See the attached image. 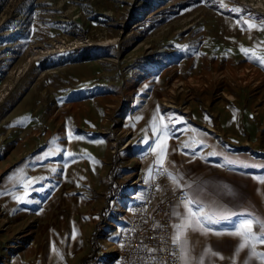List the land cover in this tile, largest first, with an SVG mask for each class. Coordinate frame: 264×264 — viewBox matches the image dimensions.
<instances>
[{
	"label": "rangeland",
	"instance_id": "rangeland-1",
	"mask_svg": "<svg viewBox=\"0 0 264 264\" xmlns=\"http://www.w3.org/2000/svg\"><path fill=\"white\" fill-rule=\"evenodd\" d=\"M223 3L264 17V0ZM238 18L200 0H0V264L117 257L105 249L145 190L157 105L168 151L196 135L264 154V66L240 51L264 54V30ZM33 177L45 190L18 202Z\"/></svg>",
	"mask_w": 264,
	"mask_h": 264
},
{
	"label": "snow or ice",
	"instance_id": "snow-or-ice-1",
	"mask_svg": "<svg viewBox=\"0 0 264 264\" xmlns=\"http://www.w3.org/2000/svg\"><path fill=\"white\" fill-rule=\"evenodd\" d=\"M201 3L218 5V7L222 10H227L232 13H236L239 15V18L236 20V24L240 25L241 30H244V26L248 27V30L259 29L264 30V17H260L259 14H253L250 9L241 8V7H232L228 8L223 0H200ZM248 18L245 19L244 17ZM253 20H260L261 23L259 25L255 23H251ZM180 47V46H178ZM188 46H183L185 50H187ZM240 51L244 54L247 59L253 60L261 66H264V54L257 55L254 49L246 48L243 45L240 46ZM62 55H65L62 53ZM147 87V86H146ZM63 100H61V103ZM159 105L156 108V114H154L152 133L154 139L149 137L144 140L145 144H149L151 141L155 144V147H152L149 144L150 152L155 154V160L153 165L147 169V175L149 180L153 178V172L158 175L167 176L173 183V190H179L181 192L180 203L176 205V208H182L183 210H174L172 215L177 217L180 220V223L173 224L172 227L176 230L175 235L172 237V244H175L180 249L179 257L182 264H214L212 258H218L219 260H229L231 264H237V260L234 257H239L240 253H245V256L242 260L239 261V264H264V250H258V246L264 245V217L257 216L252 212H238L234 210H230L223 206H216L215 210H207L206 206L194 196H190L188 192L184 191V188H191V185L182 184V177L174 175L173 172L165 166L166 162L174 165V161L168 160V150L166 147H162V143L165 141V138L177 139L172 135V120L171 117H168L169 123H163L165 117L159 114ZM141 117H136V119H140ZM205 119H210L209 117H205ZM157 121H159V125L157 126ZM23 120H18L16 123L22 124ZM179 120L175 121L178 123ZM133 127L135 125H132ZM180 131H183L182 129ZM70 138V137H69ZM77 139H83V137H76ZM194 143L203 144V140L196 141L195 138L193 140ZM191 145L185 141L180 145V152L184 155H190L193 159H195V149L193 148L192 152H186L185 149H188ZM172 151H176L173 149ZM65 154L64 151L56 147L54 150L50 149L45 152L42 156H38L35 159L37 161H42L48 159L53 155H62ZM216 153H212L215 155ZM66 155L69 159H73L76 154L72 152H66ZM242 167H254V168H264V164H256V163H244L241 165ZM51 171L56 172L57 169L53 168ZM18 175H15L16 179H20V177L24 176V169L18 168L16 170ZM45 177H33L24 180L22 184L23 195H14V199L18 202L26 203L28 201V197L30 195L29 189L32 191H41L43 192L45 189L43 187L37 189L33 187L36 183L43 181ZM254 179L258 180L261 183H264V174L257 175ZM157 187H159L157 185ZM226 191H231L225 187ZM6 193L0 192V195H4ZM37 203H39L37 201ZM43 211V209H41ZM225 224L229 227L225 230H215L214 225ZM154 227H160V225H154ZM189 231L200 232L202 235L213 234L216 236H230L237 238V244L233 249L234 257H224L218 250H215L214 247H209L204 250L203 254L198 257H194L191 254V249L188 247V237L187 233ZM73 238H75L73 236ZM55 251V248H53ZM148 251H155L154 249H148ZM172 255H176V253H172Z\"/></svg>",
	"mask_w": 264,
	"mask_h": 264
},
{
	"label": "crops",
	"instance_id": "crops-1",
	"mask_svg": "<svg viewBox=\"0 0 264 264\" xmlns=\"http://www.w3.org/2000/svg\"><path fill=\"white\" fill-rule=\"evenodd\" d=\"M194 138L196 141L201 140L196 135ZM180 139L182 140H178L179 142L174 140L172 149L168 151V160L174 161L175 164L166 162L165 166L174 175L182 177V184L191 185V188H184L185 192L200 200L210 211L215 210L219 205L238 212L250 211L257 216L264 217V183L254 179L255 176L264 174V168L241 166L244 163L264 164V154L256 152L246 144L231 146L223 141H217L214 144L212 141L205 140L203 144L198 145L190 137ZM185 141L191 145L185 151L192 152L194 148L195 159L180 152V145ZM173 149L176 151H172ZM212 153L216 154L212 155ZM149 181V178L145 180L144 188ZM168 182L173 188V183L169 178ZM225 187L231 191H226ZM179 203L177 201L172 204V213L174 210H183L176 208ZM176 223H180V220L172 215V225ZM213 227L215 230H225L229 226L221 224ZM175 232L176 230L172 227V237ZM187 237L188 247L194 257L203 254L204 250L209 247H214L226 258L234 257L233 249L237 244V238L213 234L205 236L193 231H189ZM258 250H264V245L258 246ZM244 256L245 253L241 252L239 257H234L237 264ZM212 259L214 264H231L227 259Z\"/></svg>",
	"mask_w": 264,
	"mask_h": 264
},
{
	"label": "built area",
	"instance_id": "built-area-1",
	"mask_svg": "<svg viewBox=\"0 0 264 264\" xmlns=\"http://www.w3.org/2000/svg\"><path fill=\"white\" fill-rule=\"evenodd\" d=\"M180 198L181 192L173 190L168 177L158 175L154 170L153 178L140 198L131 204L128 218L118 233L117 257L107 264H182L180 249L171 242V206L180 202Z\"/></svg>",
	"mask_w": 264,
	"mask_h": 264
},
{
	"label": "bare ground",
	"instance_id": "bare-ground-1",
	"mask_svg": "<svg viewBox=\"0 0 264 264\" xmlns=\"http://www.w3.org/2000/svg\"><path fill=\"white\" fill-rule=\"evenodd\" d=\"M39 109H40V108H39ZM126 145H127V144H126ZM113 226H114V224H113ZM28 234H29V233H26L25 236H26V235L28 236ZM24 242H25V240H21L19 244H16V243H15L14 248H18V247H20V246H21V243H24ZM105 250H106V251H105L104 255L110 256L111 254H113L114 252H116V246H114V247H107ZM106 260H108V258L104 259V262H105ZM104 262H102L101 264H105Z\"/></svg>",
	"mask_w": 264,
	"mask_h": 264
}]
</instances>
